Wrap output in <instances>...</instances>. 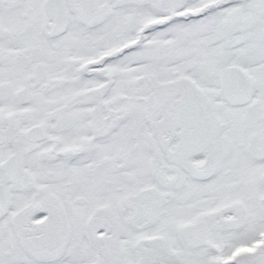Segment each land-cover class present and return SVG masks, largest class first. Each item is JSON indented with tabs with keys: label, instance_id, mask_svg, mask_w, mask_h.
Segmentation results:
<instances>
[{
	"label": "snow or ice",
	"instance_id": "1",
	"mask_svg": "<svg viewBox=\"0 0 264 264\" xmlns=\"http://www.w3.org/2000/svg\"><path fill=\"white\" fill-rule=\"evenodd\" d=\"M0 264H264V0H0Z\"/></svg>",
	"mask_w": 264,
	"mask_h": 264
}]
</instances>
